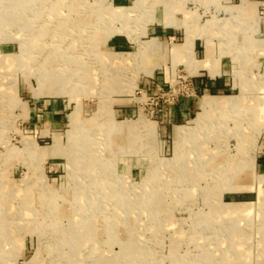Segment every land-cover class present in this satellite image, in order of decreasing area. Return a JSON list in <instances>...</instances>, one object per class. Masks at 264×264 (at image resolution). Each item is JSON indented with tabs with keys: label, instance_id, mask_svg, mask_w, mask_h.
Returning <instances> with one entry per match:
<instances>
[{
	"label": "rangeland",
	"instance_id": "rangeland-1",
	"mask_svg": "<svg viewBox=\"0 0 264 264\" xmlns=\"http://www.w3.org/2000/svg\"><path fill=\"white\" fill-rule=\"evenodd\" d=\"M210 1L0 0L6 264H264V0H247L245 11ZM169 15L202 27L207 58L202 41L197 62H171L185 29L174 35ZM233 22L239 29H211ZM44 66L63 69L67 84L46 80ZM211 96L238 103L195 128ZM139 119L155 131L115 127ZM176 125L193 127L183 141L188 172L166 165ZM227 160L246 170L222 179L212 164Z\"/></svg>",
	"mask_w": 264,
	"mask_h": 264
},
{
	"label": "bare ground",
	"instance_id": "bare-ground-1",
	"mask_svg": "<svg viewBox=\"0 0 264 264\" xmlns=\"http://www.w3.org/2000/svg\"><path fill=\"white\" fill-rule=\"evenodd\" d=\"M37 1V0H36ZM247 6V5H246ZM245 6V7H246ZM165 7V5L163 6ZM174 7V6H173ZM179 7V6H178ZM243 7V6H242ZM248 7V6H247ZM170 9V7H168ZM244 9V8H243ZM11 12V10H10ZM13 12V11H12ZM125 12V13H124ZM172 12V10H171ZM170 12V13H171ZM243 12V11H242ZM120 14L117 13V16L120 17V15L122 16L121 12H119ZM122 13H124V17L126 20H128L130 17L129 16H126L127 15V12L122 10ZM14 14V13H13ZM166 14V12H165ZM171 16V15H169ZM165 17V15H164ZM168 17V16H167ZM166 17V18H167ZM169 18V17H168ZM175 19V18H174ZM174 19L173 17L168 19L167 23L168 24H175L174 23ZM177 22V21H176ZM32 27V25L30 26ZM32 29V28H31ZM154 41V40H153ZM156 41L152 42L151 43H146V42H140L139 43V54H143L145 52L146 49H150V48H153L154 49V46H156L155 43ZM193 42H194V35L191 33V32H188L187 33V37H186V42L183 44V45H180L177 47V51H184V52H187V51H190L192 49V46H193ZM154 44V45H153ZM160 45V43L157 42V46ZM39 47V46H38ZM37 47V48H38ZM27 49H29V45L28 47L26 48L25 46H23V49L22 51L24 52L27 51ZM56 54H60L58 51L54 52ZM67 59V60H66ZM69 59L64 55V59H63V62L62 63H65L66 61H68ZM63 66V65H61ZM62 68V67H61ZM65 69V68H64ZM63 70V69H62ZM62 70L60 69L58 71V69H56L55 67H45L44 66V69L40 72L42 75H51L53 77H48L49 79H46V80H56L57 78H59L61 80V84L60 86H58L59 88H63V85L64 84H67V80H64L66 79V76L62 75L61 72ZM61 71V72H60ZM40 75V79L38 80L39 83H44L46 80H44V76ZM59 81V80H58ZM72 85V84H71ZM49 91V90H48ZM238 99H232V98H221V97H207L205 99V101L201 104V111L198 113L197 117L194 119V124H195V128L197 127H200V126H203L205 124V122L208 120V117H209V112L213 111V110H228V109H232L234 106H236V104L238 103L237 101ZM0 110H3L2 108H0ZM244 113V112H243ZM210 119V118H209ZM70 121H71V124L72 126H80V116H79V108H76L73 113L70 115ZM82 123V122H81ZM135 123L137 125H143L142 127L146 128L148 126V128L146 129V131H149V132H152V131H155V124L153 123H150V122H147V121H143V119H139L138 121H134V122H130V123H117L115 124V127L117 128V130H120V131H125V130H128V129H131L132 128V125ZM152 125V126H151ZM193 130V127H188L186 125H176V128H175V133H176V142H177V152H176V157L174 159H171L169 161L166 162V165L169 166V167H172L175 162H178L182 169L185 168L186 170L184 171H180V174H183L186 172H188V168L185 166H183L182 162H183V159H182V153L183 151L186 152V150L184 149L186 147L183 146V141L185 138H188L189 135L191 134ZM245 137V136H243ZM245 146H243L240 141H239V145H238V152L242 151V150H245L244 148ZM82 150V148L80 149ZM83 151V150H82ZM129 158V156H128ZM187 158V157H186ZM132 159V158H131ZM185 160V159H184ZM182 161V162H181ZM187 162V161H186ZM248 162H250V159L248 158ZM220 164V163H219ZM217 164L216 163H213L212 166L215 168V167H222V174L221 177L222 179H224L225 177L227 178L228 176L229 177H237L241 174L242 170H243V167L245 168V164L242 163L241 161H238V163H232L231 161L227 160L224 162L223 165L221 166H216ZM245 165V166H244ZM252 165V164H251ZM93 166H97V163L96 165H92L91 164V169L95 168ZM93 167V168H92ZM87 168V167H86ZM129 168V167H128ZM203 168V167H201ZM130 170V169H129ZM246 170V168L244 169ZM243 170V171H244ZM247 171L249 172V175H252L251 171L248 166H247ZM183 172V173H182ZM244 177V176H243ZM259 178H264V176L260 175ZM222 179H220V181H222ZM239 179V178H238ZM93 184V183H92ZM233 184V183H232ZM76 195V194H75ZM15 198V197H14ZM259 198V197H258ZM116 199V198H115ZM226 205V204H225ZM141 206V205H140ZM167 211V210H166ZM236 211V210H235ZM238 211V210H237ZM236 211V212H237ZM163 214V213H162ZM254 224V223H253ZM0 226L2 228H4V230L6 229L4 226V223L3 224H0ZM7 227V226H6ZM91 227V226H90ZM34 228V226H33ZM1 229V228H0ZM70 230V229H69ZM86 231V228L84 229V232ZM69 232V231H68ZM4 233V232H3ZM64 234V233H63ZM68 235V234H67ZM73 235V234H72ZM80 235V234H78ZM81 237V236H80ZM94 238H96L95 236H93ZM206 237V236H205ZM4 239H6V237L3 236ZM69 238V236H68ZM85 238V237H84ZM242 238V237H241ZM250 238V237H249ZM72 239H73V236H72ZM80 239V238H79ZM97 239V238H96ZM252 239V238H251ZM85 240V239H84ZM83 240V242H84ZM92 240V239H91ZM64 241V240H63ZM93 241V240H92ZM65 242V241H64ZM71 242H73L71 240ZM82 242V243H83ZM2 241L0 242V263L2 262L3 264H6V261L4 260L5 257H4V252H5V245L2 246L1 245ZM262 243V242H261ZM4 244V243H3ZM222 245V244H221ZM73 248V247H72ZM99 248V247H98ZM74 249V248H73ZM78 249V248H77ZM74 251V250H73ZM72 254V253H71ZM175 256V255H174ZM36 259V258H35ZM34 259V261H36ZM114 259V258H113ZM116 259V258H115ZM139 260V259H138ZM253 260V259H252ZM106 261V260H104ZM112 262V260L110 261ZM118 262V261H117ZM108 264V260L106 262ZM113 263V262H112ZM128 264V263H127Z\"/></svg>",
	"mask_w": 264,
	"mask_h": 264
},
{
	"label": "crops",
	"instance_id": "crops-1",
	"mask_svg": "<svg viewBox=\"0 0 264 264\" xmlns=\"http://www.w3.org/2000/svg\"><path fill=\"white\" fill-rule=\"evenodd\" d=\"M209 1V0H208ZM212 1L213 0H211L210 2L212 3ZM218 1H220V0H215V2H218ZM221 1H223V2H227V4H229L228 6H231L230 8L231 9H233V8H244L243 9V11H245V8H246V10L247 9H250V4L247 2V0H221ZM237 2H239L240 4H235V3H237ZM235 4V5H234ZM248 7H247V6ZM236 6V7H235ZM243 6V7H242ZM246 6V7H245ZM181 7V6H180ZM179 9V7H174V9ZM176 11V10H175ZM172 13V12H171ZM182 13H183V15H186V13L184 12V11H182ZM243 16V15H242ZM189 17V16H188ZM241 16L240 15H238L237 16V20H238V18H240ZM170 18H172V16L171 17H167L166 19H165V23H166V25H167V27H170L171 29H172V31L171 32H173V34L175 35L177 32H182V30L183 29H185V30H183L184 32V41L181 43V44H179V45H177V46H174L173 47V56L171 57V62H175L176 61V59L175 58H177V57H183V56H187L188 55V57H190L189 58V60H194V58H195V62H197L198 60H196V56H197V52H196V45H197V43L199 44V43H202V41H205V45H204V47H205V49H206V46H207V50H206V52H205V57L207 58V56H209V52L208 51H210V49H209V37H202V36H205V34L202 32V27H197L195 24H193L192 23V21H190L189 23H185V25L184 26H182L183 25V23H179L178 21H177V19L175 18V16H173V19H174V23L175 24H168L167 23V21H168V19H170ZM177 21V22H176ZM214 23V22H213ZM234 23V25H236V27L234 28L233 26H221V24L220 23H216V25L217 26H215V24H211V29H213V30H227V31H235L234 29H239V26H238V22H233ZM188 32H191L193 35H194V42H193V46H192V49L190 50V52H184V51H177V47L178 46H180V45H183L185 42H186V37H187V33ZM163 33V35L165 34L164 33V31L162 32ZM174 35H173V37H174ZM161 36V35H160ZM158 39L160 38V37H157ZM161 43V42H160ZM160 47V45H158V48ZM159 50V49H158ZM186 54V55H185ZM207 62V59H204L203 60V62L202 63H206ZM196 67L197 68H199V67H202V66H198L197 64H196ZM211 71H210V75L211 74H213V75H215L216 73H218V70H212V69H210ZM216 76V75H215ZM200 109H201V107H200ZM176 116L177 117H179V118H182V119H187L188 118V114H187V112L186 111H178L177 112V114H176ZM175 128H176V126H175Z\"/></svg>",
	"mask_w": 264,
	"mask_h": 264
}]
</instances>
